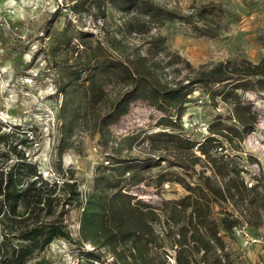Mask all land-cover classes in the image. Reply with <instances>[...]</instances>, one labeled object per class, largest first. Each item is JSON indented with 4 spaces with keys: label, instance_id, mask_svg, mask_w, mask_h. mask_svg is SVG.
<instances>
[{
    "label": "rangeland",
    "instance_id": "374dc122",
    "mask_svg": "<svg viewBox=\"0 0 264 264\" xmlns=\"http://www.w3.org/2000/svg\"><path fill=\"white\" fill-rule=\"evenodd\" d=\"M135 6L140 33L131 30ZM84 36L113 38L133 68L142 56L179 57V74L157 68L162 82L186 78L185 62L195 69L221 62L231 80L194 86L174 131L157 126L161 113L143 100L97 129L91 118L108 107L92 109L86 90L60 85ZM256 79H264V0H0V168L23 153L36 170L27 178L40 177L51 192L49 205L29 194L7 208L0 189V259L92 264L81 259L89 252L99 259L94 264H119L128 234L144 247L164 237L163 202L173 210L174 231L181 229L189 194L170 180L194 184L203 173L242 198L240 214L230 202L212 205L220 227L239 215L240 227L221 229L233 263L264 264V91L243 85ZM104 90L108 105L114 90ZM233 105L255 115L253 130L234 147L208 131ZM65 181L80 197L92 191L90 206L56 201L52 184ZM42 233L51 236L42 241Z\"/></svg>",
    "mask_w": 264,
    "mask_h": 264
},
{
    "label": "trees",
    "instance_id": "16d2710c",
    "mask_svg": "<svg viewBox=\"0 0 264 264\" xmlns=\"http://www.w3.org/2000/svg\"><path fill=\"white\" fill-rule=\"evenodd\" d=\"M134 8L136 14L133 19L138 20H132L131 30L140 33L142 27L137 17L141 13L140 7L135 6ZM89 38L84 36L83 48L77 51L74 64L69 65L60 85L71 91L82 87L84 91L86 90L85 94H88L89 105L92 109L100 108V105L108 107V110H101L100 114L92 116V126L95 125L97 129L112 125L128 112L132 102L143 100L161 113L157 126L174 131L181 127L182 111L188 102L186 98L192 93L194 86L213 79L231 80L221 62L210 66H200L196 69L185 62V67L188 69L186 78L174 83L162 82L157 74V68L162 70L168 68L179 74L180 70L175 69L176 60L179 57L162 59L157 62L155 58L152 60L147 56H142L138 59L139 65L133 68L127 62L126 54L117 53V46L120 43L113 38L106 39L105 43L99 40L93 43ZM106 85L114 90V96L108 105L105 104L104 87ZM243 85L256 89L258 92L264 91V79L244 81ZM254 119V113L248 108L233 105L231 116L225 121H234L236 124H226L224 120L217 117L209 125L208 131L211 136H218L223 142L234 147V143L243 142L246 135L253 130ZM64 143V141L59 143V146L65 147ZM61 150L63 151V148ZM211 167L213 171V166ZM31 173L36 174L35 166L26 160L23 153L17 155V161L10 167L0 168V189L5 195V201L2 200L3 206L11 208L18 199L30 196L29 194L35 196L37 204L43 205L45 202L47 205L51 204L48 183L39 184L40 177L28 179L27 176ZM170 182L179 184L189 194L191 209L186 215L184 225L178 232L174 231L172 227L173 210L169 203L163 202L161 211L165 222L170 223L164 237L150 242L149 247H144L143 243L138 240L134 241V234H128L123 241L126 249L124 248L125 251L117 256L119 264H171L169 259L173 262L172 264H234L230 254L226 251L221 231L232 232L240 227L237 218L239 215L235 217L236 219L232 215L231 222L223 221L220 227L212 217V205L230 202L236 213H243L240 207L242 205L241 196L232 189L221 186L213 176L203 173L199 174L198 181L194 184L187 183L179 176H173ZM74 186V182L68 181L60 185L53 183L51 188L56 201L60 202L63 199L62 201L68 204L90 206L92 191L80 197L81 192ZM6 199L11 200L9 206ZM53 232L57 233L56 235L66 236L62 226H56ZM46 233H42L45 234L42 241L51 236V233ZM137 235L140 238L139 234ZM15 257L16 255H13L10 258L0 259V264H8V262L19 264ZM81 259L92 264L99 262L98 257L89 252L84 253Z\"/></svg>",
    "mask_w": 264,
    "mask_h": 264
}]
</instances>
